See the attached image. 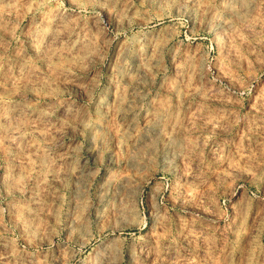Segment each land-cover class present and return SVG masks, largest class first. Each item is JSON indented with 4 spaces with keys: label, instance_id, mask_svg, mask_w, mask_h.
Returning <instances> with one entry per match:
<instances>
[{
    "label": "rangeland",
    "instance_id": "rangeland-1",
    "mask_svg": "<svg viewBox=\"0 0 264 264\" xmlns=\"http://www.w3.org/2000/svg\"><path fill=\"white\" fill-rule=\"evenodd\" d=\"M0 264H264V0H0Z\"/></svg>",
    "mask_w": 264,
    "mask_h": 264
},
{
    "label": "bare ground",
    "instance_id": "bare-ground-1",
    "mask_svg": "<svg viewBox=\"0 0 264 264\" xmlns=\"http://www.w3.org/2000/svg\"><path fill=\"white\" fill-rule=\"evenodd\" d=\"M170 18V17H169ZM166 18L164 17V18H160V19H157V20H149V21H145V23L143 24V26H149V25H152L151 27H152V29H156V27L158 26H161L162 24H164L165 22H166V20H165ZM170 20H172L171 18H170ZM170 20H168V21H170ZM141 24V25H142Z\"/></svg>",
    "mask_w": 264,
    "mask_h": 264
}]
</instances>
